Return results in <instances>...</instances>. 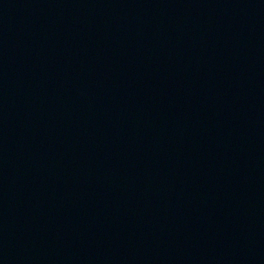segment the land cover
<instances>
[{
    "label": "water",
    "instance_id": "water-1",
    "mask_svg": "<svg viewBox=\"0 0 264 264\" xmlns=\"http://www.w3.org/2000/svg\"><path fill=\"white\" fill-rule=\"evenodd\" d=\"M0 264H264V0H0Z\"/></svg>",
    "mask_w": 264,
    "mask_h": 264
}]
</instances>
